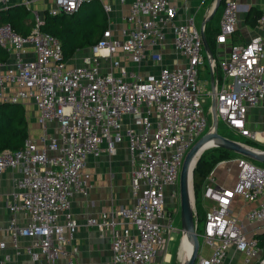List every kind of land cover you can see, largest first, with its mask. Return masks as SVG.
I'll use <instances>...</instances> for the list:
<instances>
[{
    "label": "built area",
    "instance_id": "built-area-1",
    "mask_svg": "<svg viewBox=\"0 0 264 264\" xmlns=\"http://www.w3.org/2000/svg\"><path fill=\"white\" fill-rule=\"evenodd\" d=\"M43 1L0 0V12L19 5L32 17L26 36L0 22V50L6 57L0 60V106L31 104L39 129L21 149L0 151V174L7 169L18 174L5 198L11 248H21L20 237L31 239L23 247L31 260L54 264L76 231L71 201L88 193L89 159L124 145L132 202L90 217L87 224L100 235L111 233L113 264H153L174 229L168 198L175 195L186 152L207 132V115L215 111L231 130L264 146V132L245 126L248 109L264 99V12L258 20L262 34L230 47L219 64L220 85L216 79L204 95L198 71L207 60L213 74L215 60L205 52L194 18L177 23V8L169 0H133L123 27L114 31L109 25L96 45L70 62L63 60L59 40L40 30L43 15L34 6ZM84 1L52 0L48 14H71ZM96 1L106 14L111 12L110 3ZM237 14V3L225 0L218 44L234 33ZM166 30L174 50L186 59L182 66H161L163 56L147 52L166 40ZM76 57L79 63L74 64ZM146 59L160 65L156 74L133 68ZM229 161L237 169L233 187L217 184L211 173L203 184L202 196L210 205L194 264H226L230 247L243 255L240 264H253L262 250L231 208L237 196L254 203L245 219L263 223L264 234V167L244 157ZM19 212L24 224L18 222ZM204 245H209L206 254ZM8 248L0 240V263L10 262ZM257 264H264V258Z\"/></svg>",
    "mask_w": 264,
    "mask_h": 264
},
{
    "label": "crops",
    "instance_id": "crops-1",
    "mask_svg": "<svg viewBox=\"0 0 264 264\" xmlns=\"http://www.w3.org/2000/svg\"><path fill=\"white\" fill-rule=\"evenodd\" d=\"M103 1L105 3L111 4V12L109 14H106L103 11L106 15L108 26L110 25V27L114 31L119 30L125 25V17L128 14L129 7L133 0H125L124 3H120L115 0ZM169 1L177 8L176 22L184 23V21H186L189 17H193L195 26L198 30L202 29L203 21L208 17L216 3V0ZM233 1L238 5L237 23L234 33L227 38L225 44H218L216 42V36L220 32V20L222 17L225 0L221 1L214 15L209 21L206 22L203 28L206 40L207 38L209 39V41L207 40V43L211 49L213 59L216 63V68L213 74L209 69L207 60L199 68L198 82L203 89L204 95H208V93L212 91L216 79L218 84L220 85L222 80V69L219 64L227 58L230 47L232 45H244L255 36L262 34L258 23L255 26H250L246 24V19L248 13L251 10L260 11L263 15L264 0ZM52 4V0H46L43 2H39L34 6V9L44 15V12H48L49 6H51ZM30 18V23H32L31 14ZM150 51H157L163 56L161 66L177 67L182 66L186 63V59L184 58V56L174 50L172 46V35L169 30H166V40L158 47H149L147 52ZM70 61L71 59L69 60V62ZM73 63H79V57H76ZM136 68L142 74H156L160 68V65H155L149 59H146L141 66ZM206 101L208 102L210 100L207 99ZM27 106L31 109L30 111L32 113V121L36 123L37 113L34 106H32L31 104H27ZM245 126L246 129L250 130L251 132H257L259 134L264 132V99L257 105L248 109ZM36 128L39 132L38 126ZM234 132L238 134V136H241L242 138L251 142L260 151H264V146L260 141L250 140L249 138L242 136L239 132ZM30 137H32L31 132ZM120 147L125 146L123 145ZM126 153L128 159L125 158L124 155L111 156V189L109 188L110 185L108 186L109 183L106 181V179L103 178L102 181H100V179L96 176L98 170L102 172V162L99 161L103 157L104 153L99 158L89 159L88 171L90 172L91 181L88 193L86 195H74L71 201V213L73 217L76 218L78 225L72 239L68 244L65 245L64 253H62V255L56 260L54 264H113L111 256V233L107 231L104 234L100 235L95 227L87 224V219L90 217H98L102 212L114 209L119 205L131 204V167L129 164L128 152L126 151ZM236 157H244L249 159L248 157L242 155ZM236 157L218 162L210 172L217 184L223 185L225 187L234 186V183L236 181L237 169L235 164L229 160ZM228 167L231 168L230 171H227ZM92 175L93 177L91 178ZM17 176V172L10 169H7L0 174V240L5 241L9 247L7 249V252L10 254L11 258L8 264H45V261L42 258L38 261H32L28 254L25 252L23 247L26 244L30 243L31 239L20 237L19 245L21 246V248L18 250L11 248L10 245V237L6 232V226L11 214L7 209L5 198L9 196L14 189ZM202 190L203 188H201V203L205 212V209L210 205V201L203 198ZM253 205L254 203L245 202L240 196H237L233 201L231 211L234 216L243 221L246 226L247 235L257 237L258 235L263 234V223H249L245 219L247 211ZM16 216L20 224L25 223L24 213L19 212L16 214ZM157 257L154 259L156 262L158 261ZM262 258H264L263 247L259 254V257H257L253 261V264H256ZM70 260L72 261V263H70ZM242 260L243 255L239 251H237L235 247H230L228 249L225 258L226 264H240Z\"/></svg>",
    "mask_w": 264,
    "mask_h": 264
},
{
    "label": "trees",
    "instance_id": "trees-1",
    "mask_svg": "<svg viewBox=\"0 0 264 264\" xmlns=\"http://www.w3.org/2000/svg\"><path fill=\"white\" fill-rule=\"evenodd\" d=\"M261 15L260 11L251 10L247 15L246 24L250 26L257 25ZM30 19L29 12L19 5L0 12V22L9 23L22 36L28 35L31 31L32 23H30ZM107 27V18L100 3L96 0H87L71 14L62 13L51 16L48 12H44L43 24L40 30L59 40L63 52V60L68 62L76 54L96 45ZM207 40L209 41L208 38ZM5 59L4 53L0 50V60L3 61ZM28 137H30V131L25 107L21 104L1 105L0 151L19 150ZM201 156L196 163V169L193 170L195 208L198 219H200L202 213L203 216L205 215L201 203V188L205 179L218 162L240 155L233 151L216 148L208 154L203 152ZM250 160L264 167V162L254 159ZM198 230H200V235L202 236L203 228L197 227V233ZM257 238L264 251V234L258 235Z\"/></svg>",
    "mask_w": 264,
    "mask_h": 264
},
{
    "label": "rangeland",
    "instance_id": "rangeland-1",
    "mask_svg": "<svg viewBox=\"0 0 264 264\" xmlns=\"http://www.w3.org/2000/svg\"><path fill=\"white\" fill-rule=\"evenodd\" d=\"M133 68L137 69L136 66H133ZM208 104H210V102L206 101V105H205L206 112L208 111V108H207ZM24 107L26 109V115H27L28 122H29V130L31 132V136L36 137L39 134L36 128L37 124L33 122L31 119V114H32L30 111L31 109L27 105H25ZM207 118H208V121H207L206 131L210 130V128L213 125L212 115H207ZM217 133L220 136H223L231 141L237 142L249 148L259 150L251 142L242 138L241 136H238V134H236L233 130H231L220 118L217 119ZM214 149L216 148L208 149L204 153L208 154L210 151H213ZM116 155H122V156L124 155V157L127 158L125 147H119L112 153L105 152L103 154V157L99 161V162H102V168H103L102 172L98 170L96 173L97 174L96 176L97 178L100 179V181H102L103 178L106 179V181L109 183L108 186L110 185L109 186L110 189H111V168H112L111 156H116ZM130 173H131V169H130ZM92 177L93 175L91 176V178ZM192 188H193V195L195 196L194 187H193V178H192ZM166 209H167V213L172 217V220H173L172 223H173L174 229L170 234V239L168 240V242L161 249H159L158 257H157L158 261L156 262L154 260L153 264H157V263L159 264H183L184 263L183 240H184L185 234L181 230L179 183H178L175 195L173 197L168 198ZM192 209L194 212V221L197 224V227L202 228L203 223H204V216L202 213L200 219H198L197 217L196 208H195V197L193 198ZM197 234H198L199 247H200L203 244L204 239L200 235V230H198ZM204 248H205V254H206V252H208L209 250V245H204Z\"/></svg>",
    "mask_w": 264,
    "mask_h": 264
},
{
    "label": "water",
    "instance_id": "water-1",
    "mask_svg": "<svg viewBox=\"0 0 264 264\" xmlns=\"http://www.w3.org/2000/svg\"><path fill=\"white\" fill-rule=\"evenodd\" d=\"M221 1L222 0H216V3L214 5L212 11L208 15V17L203 21V24H202L203 27L201 29V39L203 42V47H204V50L210 59H213V55H212L211 49L207 43V40L205 38L203 28H204V25L206 24V22L209 21L212 18V16L214 15V13H215L217 7L219 6V4L221 3ZM212 118H213V125L210 128V130H208L190 148V150L186 152L184 159H183V162H182V165H181L180 174H179L181 230L183 231V233H186L189 236H191L192 242H193L190 256L183 264H194V262L197 258V255H198V250H199V239H198V234H197L196 229H195L194 212L192 209L193 198H194L193 188H192V178H193V170H194L196 164L191 171V188H192L191 194H189V190H188L189 165H190V162H191L192 158L194 157V155L197 154V152H199L207 142L215 139V140H218L220 142V144L216 148H222V149H225L228 151H233V152L238 153L239 155L254 159V160L259 161V162H264V151L254 150L253 148H249V147L244 146L242 144H239L237 142L231 141V140H229L223 136H220L217 133V119L218 118L216 116L215 111H213V113H212ZM211 129L213 130L212 132H211ZM201 154L199 155L196 163L198 162Z\"/></svg>",
    "mask_w": 264,
    "mask_h": 264
},
{
    "label": "bare ground",
    "instance_id": "bare-ground-1",
    "mask_svg": "<svg viewBox=\"0 0 264 264\" xmlns=\"http://www.w3.org/2000/svg\"><path fill=\"white\" fill-rule=\"evenodd\" d=\"M212 131L213 130L211 129V132ZM219 144H220V142L218 140H215V139L207 142L203 146V148L199 152H197V154H195L194 157L192 158V160L190 162V165H189V175H188V190H189V194H191V192H192V188H191V171L194 168V166L196 164V161H197L199 155L201 153L203 154V152H205L208 149L216 148ZM254 150H256V149H254ZM194 169H196V168H194ZM184 234H185V236H184V240H183V245H184L183 247H184V262H185L189 258V256H190L193 242H192L191 236H189L186 233H184Z\"/></svg>",
    "mask_w": 264,
    "mask_h": 264
}]
</instances>
